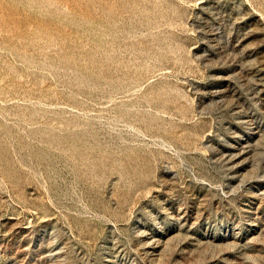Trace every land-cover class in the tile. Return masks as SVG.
<instances>
[{
	"label": "rangeland",
	"instance_id": "374dc122",
	"mask_svg": "<svg viewBox=\"0 0 264 264\" xmlns=\"http://www.w3.org/2000/svg\"><path fill=\"white\" fill-rule=\"evenodd\" d=\"M0 264H264V0H0Z\"/></svg>",
	"mask_w": 264,
	"mask_h": 264
}]
</instances>
